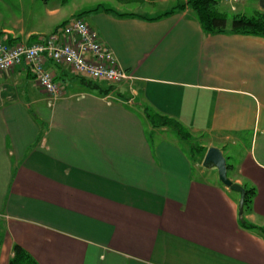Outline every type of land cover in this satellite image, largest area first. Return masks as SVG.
I'll return each instance as SVG.
<instances>
[{"label":"crops","instance_id":"1","mask_svg":"<svg viewBox=\"0 0 264 264\" xmlns=\"http://www.w3.org/2000/svg\"><path fill=\"white\" fill-rule=\"evenodd\" d=\"M220 3L264 12V0ZM174 5L82 16L132 76L114 87L50 59L56 96L27 62L0 71V264L14 244L38 264H264V234L238 221L239 193L216 170L200 177L207 147H219L229 179L255 187L245 217L264 227V36L206 32L188 6L149 18ZM17 8L12 22L0 12V41L31 42L68 19L49 0ZM147 111L204 151L187 152L190 140Z\"/></svg>","mask_w":264,"mask_h":264},{"label":"built area","instance_id":"2","mask_svg":"<svg viewBox=\"0 0 264 264\" xmlns=\"http://www.w3.org/2000/svg\"><path fill=\"white\" fill-rule=\"evenodd\" d=\"M230 4L242 0H227ZM46 59L69 65L75 73L91 80H105L115 84L128 81L131 75L119 66L109 47L98 37L96 30L82 17L68 19L54 31L39 35L31 42L0 41V71L27 62L33 69L39 86L56 96L60 88L52 72L45 68Z\"/></svg>","mask_w":264,"mask_h":264},{"label":"trees","instance_id":"3","mask_svg":"<svg viewBox=\"0 0 264 264\" xmlns=\"http://www.w3.org/2000/svg\"><path fill=\"white\" fill-rule=\"evenodd\" d=\"M140 1H154V0H140ZM219 2L220 0H186L185 2H178L170 9L165 10L162 13H159L149 18L150 19L159 18L174 12L176 9H182L188 6L194 11L203 30H205L206 32L216 33V32H222L228 30L235 33L255 34V35L264 36V12H258L250 16L241 13H236L231 17V20L228 23L226 18V13L224 11H221L217 7V4ZM99 10L111 11L117 15L134 14L133 12L118 11L115 8L106 7L98 4L90 9L78 12L76 16H83L85 13L97 12ZM67 20L63 21L60 25L64 24ZM4 42L12 44L17 41H14V39L12 38H7L6 41ZM86 83L90 86H94V87L97 86L91 80H86ZM108 89L109 88H107L106 90ZM147 117L153 126H167L170 129H172L180 138L185 140L189 139L190 136L189 132L186 131L178 121L163 115H159L157 113H151L149 111H147ZM198 149L204 151V147H198ZM229 168H230V164L227 163V170ZM243 187L245 189L243 212L242 214H239L238 221L243 227H246L248 229H255L261 232L262 234H264V227L253 224L245 217V213L252 210V201L256 192L255 187L246 184H244ZM9 264H38V263L23 247H21L19 244H14L12 248V255L9 258Z\"/></svg>","mask_w":264,"mask_h":264},{"label":"rangeland","instance_id":"4","mask_svg":"<svg viewBox=\"0 0 264 264\" xmlns=\"http://www.w3.org/2000/svg\"><path fill=\"white\" fill-rule=\"evenodd\" d=\"M43 1L44 0H40L41 3ZM49 3L51 5L53 4L59 5L61 7V16L65 18L67 17L68 19H70V18H74L78 12L90 9L98 4L102 6H106V7H112L115 9H119L122 11H132V12L134 11V12L141 13V14H151V13L153 14V13H158L164 9L169 8L170 6L176 4L177 1L176 0H155L154 2L152 1L149 3H145V1H140V0H49ZM8 4H9V8H11L13 13L17 14L18 12L17 0H0V12L2 13V16H3L2 18L3 22L7 20V17L10 18L11 22L13 20L11 18V14L9 13ZM217 7L221 11H224L226 13L227 22L229 23L231 20V17L235 14L234 11L224 9V4L220 2L217 4ZM71 14H74V15L71 17ZM39 25L41 26L42 30H44L43 32L47 33L49 30H51V25L49 22L47 23L46 21H42V22H39ZM104 86L114 87L113 84H108V83H104ZM189 135H190L189 139L187 140H190V141H186L185 144H183V146L184 147L186 146L185 150L191 153V151L195 152V150L199 147V144L201 141L197 137H193L190 133ZM191 141H193L192 144L194 145L192 146V148H190ZM236 152H240V150ZM200 168L203 169V172L200 177H204L205 179L207 178V180H213L212 178L213 171L215 170L204 168L202 167V165L200 166ZM193 169L195 173H198L196 171L197 169H199V167L194 166Z\"/></svg>","mask_w":264,"mask_h":264},{"label":"water","instance_id":"5","mask_svg":"<svg viewBox=\"0 0 264 264\" xmlns=\"http://www.w3.org/2000/svg\"><path fill=\"white\" fill-rule=\"evenodd\" d=\"M201 165L204 168L216 170L219 180L225 186L239 193L238 212L242 214L245 189L241 184L231 181L227 176V162L222 150L216 146L207 147Z\"/></svg>","mask_w":264,"mask_h":264}]
</instances>
